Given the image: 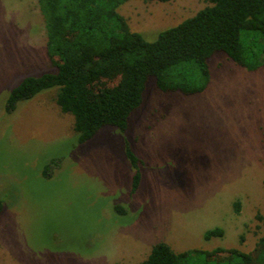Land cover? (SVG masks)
I'll use <instances>...</instances> for the list:
<instances>
[{
    "label": "rangeland",
    "instance_id": "obj_1",
    "mask_svg": "<svg viewBox=\"0 0 264 264\" xmlns=\"http://www.w3.org/2000/svg\"><path fill=\"white\" fill-rule=\"evenodd\" d=\"M207 4L127 0L117 11L153 40ZM45 41L38 0H0V264H137L158 241L175 252L251 250L264 208V64L247 70L216 52L192 95L149 77L123 133L107 125L76 143L56 87L5 110L27 74L53 68ZM126 141L141 173L132 195ZM213 227L222 235L205 240ZM196 264L213 262L199 254Z\"/></svg>",
    "mask_w": 264,
    "mask_h": 264
},
{
    "label": "trees",
    "instance_id": "obj_2",
    "mask_svg": "<svg viewBox=\"0 0 264 264\" xmlns=\"http://www.w3.org/2000/svg\"><path fill=\"white\" fill-rule=\"evenodd\" d=\"M125 1L38 0L53 68L27 74L10 91L5 110L12 111L18 101L56 87L55 103L73 115L75 142L83 143L107 125L123 133L130 114L142 103L149 77H154L161 92L192 95L207 87L209 59L216 52H224L247 70L264 64V0H205L207 5L160 30L153 40L129 28L117 11ZM262 130L264 134V123ZM125 153L133 169L132 195L141 179L139 158L127 141ZM233 207L239 211L238 200ZM2 209L0 198V213ZM115 209L126 211L120 204ZM256 219L262 233L249 251L216 247L175 252L158 241L137 264H196L199 254L213 264H264V208ZM222 233L220 227H213L203 232V238Z\"/></svg>",
    "mask_w": 264,
    "mask_h": 264
}]
</instances>
